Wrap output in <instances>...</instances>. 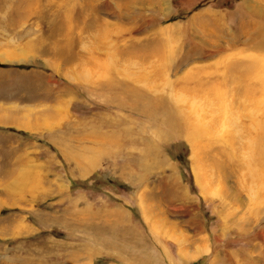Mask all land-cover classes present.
<instances>
[{"label": "rangeland", "instance_id": "rangeland-1", "mask_svg": "<svg viewBox=\"0 0 264 264\" xmlns=\"http://www.w3.org/2000/svg\"><path fill=\"white\" fill-rule=\"evenodd\" d=\"M243 1L0 0V264H264Z\"/></svg>", "mask_w": 264, "mask_h": 264}, {"label": "bare ground", "instance_id": "bare-ground-1", "mask_svg": "<svg viewBox=\"0 0 264 264\" xmlns=\"http://www.w3.org/2000/svg\"><path fill=\"white\" fill-rule=\"evenodd\" d=\"M261 3H262L261 1H256V0H245V2L239 7V10H241L243 12H246V14L248 16V19L251 18L253 23H255V22H257V24L260 23L259 27H255L254 28V29H256L255 30L256 34L252 35V36L250 35V36H248L246 38V39H248L250 41L251 46L254 47V48H260V47H262L264 45V13H261V12H264V8H262L263 11L260 10L261 9ZM230 17H231V14H230ZM235 35L236 36L234 37V39L232 41H230V43L231 42H236V43L242 44V43H244L246 41V40L242 39V37H240V35L238 33H236ZM242 40H243V42H242ZM173 116H175V115H173ZM183 121L187 125V127L190 129V133L193 132L191 134V139L195 140L196 139L195 133L197 131L196 127H194V125L192 124V121L191 122L190 121L187 122L184 119H183ZM167 124H169V123H167ZM185 124H184V126H185ZM192 130H194V131H192Z\"/></svg>", "mask_w": 264, "mask_h": 264}, {"label": "crops", "instance_id": "crops-1", "mask_svg": "<svg viewBox=\"0 0 264 264\" xmlns=\"http://www.w3.org/2000/svg\"><path fill=\"white\" fill-rule=\"evenodd\" d=\"M256 1H258V0H256ZM244 2H245V0L243 1V3H244ZM243 3H242V4H243ZM233 14H234V15H239L240 17H242V16L246 17V16H247V14H245V12H244V14H243V11L239 10V8H238V12H234ZM229 15H230V14L227 13L226 16H229ZM255 24L258 26V24H260V23L257 24V22H255ZM257 26H256V27H257ZM258 27H259V26H258ZM247 43L250 44V41H249L248 39L246 40V44H247ZM244 44H245V43H244ZM250 46H251V44H250ZM128 233H129V232H128ZM116 234H117V231H116ZM111 245H112L111 249H113V246H115L116 244H114V242H112ZM114 249H116V248H114ZM112 251H113V250H112ZM112 251H110V253H112ZM113 254H114V252H113ZM112 256H113V255H112ZM137 256H138V255H136L135 258H136ZM133 258H134V256H133Z\"/></svg>", "mask_w": 264, "mask_h": 264}]
</instances>
